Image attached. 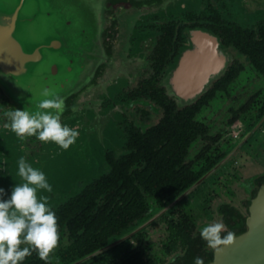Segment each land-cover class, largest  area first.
I'll return each mask as SVG.
<instances>
[{"label":"flooded vegetation","instance_id":"af4514ba","mask_svg":"<svg viewBox=\"0 0 264 264\" xmlns=\"http://www.w3.org/2000/svg\"><path fill=\"white\" fill-rule=\"evenodd\" d=\"M161 1L108 2L96 68L92 43L27 92L30 111L45 89L64 99L69 149L5 129L18 108L0 88V188L23 182L20 157L44 172L60 232L49 264H207L203 227L246 229L264 185V0ZM52 16L29 11L28 40Z\"/></svg>","mask_w":264,"mask_h":264},{"label":"water","instance_id":"95a60500","mask_svg":"<svg viewBox=\"0 0 264 264\" xmlns=\"http://www.w3.org/2000/svg\"><path fill=\"white\" fill-rule=\"evenodd\" d=\"M112 1L119 0H0V88L13 97L18 109L26 106L27 92L34 90L32 86L42 76H59L55 72L45 74L42 69L76 68L82 55L92 52L89 48L92 43L96 53L90 57L95 60L94 69L103 60L106 54L103 38L108 25L105 15L107 4ZM173 2L162 0L161 4L169 8ZM34 10L53 14L41 25L40 35L44 39L40 41L28 40V13ZM207 264H264V185L251 201L245 231L232 244L215 251Z\"/></svg>","mask_w":264,"mask_h":264},{"label":"clouds","instance_id":"9594fccd","mask_svg":"<svg viewBox=\"0 0 264 264\" xmlns=\"http://www.w3.org/2000/svg\"><path fill=\"white\" fill-rule=\"evenodd\" d=\"M35 111L28 108L14 109L6 113L5 129L23 140L35 137L42 143H54L67 150L79 137V128H72L61 121L65 101L45 89ZM75 111V109H73ZM18 176L23 181L15 184L11 194L4 199L0 188V264H23L35 252L49 264V257L59 246L58 217L49 205L47 196H38L39 190L52 192L44 172L18 160ZM207 247L219 251L236 240V233L229 230L223 220L209 223L199 232ZM192 264H205V259L195 256Z\"/></svg>","mask_w":264,"mask_h":264},{"label":"rangeland","instance_id":"374dc122","mask_svg":"<svg viewBox=\"0 0 264 264\" xmlns=\"http://www.w3.org/2000/svg\"><path fill=\"white\" fill-rule=\"evenodd\" d=\"M74 16L75 17H78V14L77 13H74ZM76 21H78V19ZM10 97H11V95H10Z\"/></svg>","mask_w":264,"mask_h":264},{"label":"trees","instance_id":"16d2710c","mask_svg":"<svg viewBox=\"0 0 264 264\" xmlns=\"http://www.w3.org/2000/svg\"><path fill=\"white\" fill-rule=\"evenodd\" d=\"M125 263H126V264H129V262H128V261H126ZM125 263H124V264H125ZM142 264H144V263H142Z\"/></svg>","mask_w":264,"mask_h":264}]
</instances>
